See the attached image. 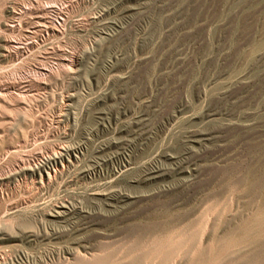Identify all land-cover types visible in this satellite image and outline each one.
<instances>
[{"label":"bare ground","instance_id":"bare-ground-1","mask_svg":"<svg viewBox=\"0 0 264 264\" xmlns=\"http://www.w3.org/2000/svg\"><path fill=\"white\" fill-rule=\"evenodd\" d=\"M43 1L26 0L10 8L0 2L8 16L0 25V63L17 67L31 57L34 48L62 35L68 25L75 34L82 32L94 37L95 45L86 52L89 59L96 52H103L112 60L108 59L104 89L91 105L97 115L84 123L74 111L76 94L70 87L80 77L83 57L74 51L60 52V42L46 49L47 54H62L55 60L56 65H37L23 75L24 81L11 83L12 87L20 88L18 94L8 87L0 89V106L1 101H14L18 105L21 99L37 98L40 90L46 91L52 84L62 85L60 92L56 90L60 98L58 115L48 125L53 139L31 149L30 154L24 155L21 147L26 146L27 137L39 136L35 129L28 130L35 126L34 118L30 119L33 116H24L25 130L20 137L9 140L5 127L7 123L11 125V117L0 110L4 113L0 117V204L4 203L0 205V264H224L236 259L244 263L246 258L257 256L254 249L264 244V168H246L245 174L239 176L240 171L229 166L233 153L217 151L200 159L188 141L200 142L203 135L187 136L175 155L166 154L165 158L136 167L131 182L123 178L92 180L91 172L127 159L128 151L150 135L153 130L150 120L163 109L164 103L153 96L152 80L142 82L136 75L142 63L140 21L135 24V35L124 33L111 46H105L101 41L111 38L102 33L113 26L101 16L68 22L74 6L85 0H63L64 3L54 0L52 4ZM130 1L115 0L117 4ZM132 1L139 4L142 0ZM88 25L93 29L89 30ZM31 26L25 33L23 27ZM131 46L138 47L136 53L141 59L136 62L127 56ZM44 57L45 61L48 56ZM105 119L113 121V126L100 127ZM253 119V115L246 116L245 125L254 126V122H249ZM84 135L90 136L87 137L90 146L86 159L82 160L79 155L82 145L74 138ZM201 163L221 167V180L208 179L200 169ZM86 179L92 180L84 192L86 199H75L73 196L78 194L73 193V188ZM157 179L168 184L156 185ZM196 184L199 187L193 193L177 195ZM17 188L27 193L26 200L39 193L55 199L48 211L54 226L46 222L44 228L35 229L25 220L14 226L16 203L9 202V198ZM133 188L137 190L130 192ZM136 203L142 204V214L131 211L132 215L128 210ZM90 233L93 238H100L99 243L89 241ZM30 244L40 246L44 254L16 252Z\"/></svg>","mask_w":264,"mask_h":264},{"label":"rangeland","instance_id":"rangeland-1","mask_svg":"<svg viewBox=\"0 0 264 264\" xmlns=\"http://www.w3.org/2000/svg\"><path fill=\"white\" fill-rule=\"evenodd\" d=\"M24 1L26 2V0H0L7 8ZM44 1L47 3V0ZM53 1L48 0V3L52 4ZM62 1L60 3H64ZM79 4H76L72 9L73 12L69 13L68 22L72 19H84L87 16L92 18L101 16L103 21L113 26L102 33L103 36L110 35L111 38L108 41H101L105 46H111L113 41L124 33L135 35V24L140 21L142 63L136 75L138 79L142 78V82L147 81L148 78L152 80L153 96L164 103L163 109L150 120L153 128L150 135L128 151L127 159L111 167H104L100 171L91 172L92 180L97 182L101 178H106L116 181L123 178L131 182L134 179L136 167L159 157L165 158L166 154L175 155L183 147L187 136L194 134L204 136V140L200 142L188 141L193 146L194 154L200 159L217 151L233 153L234 159L229 166L232 165L238 173L240 171L239 176L244 175L247 169L264 168V0H142L139 4L132 0L123 4H117L115 0H85ZM4 6L0 7V25L8 18ZM32 28V26L23 27V30L28 33ZM87 28L93 29L92 25H88ZM93 39L94 37L89 34L71 32L68 25L62 35L52 38L51 42L45 46L39 45L34 48L26 62L19 63L17 67L0 63V79L3 81L0 89L4 90L8 87L11 92L18 94L20 88L12 87L16 80L24 81L25 74L36 69L37 65L45 63L56 65L55 60L62 54L60 56L58 53L47 54L46 49L60 42L62 49L60 52L65 54L74 51L83 57L80 67L83 70L80 77L70 87L76 94L77 106L74 111L78 120L81 123L92 120L97 112L91 110V105L104 89L109 70L108 59L112 60L103 52H96L91 59L87 57V50H90L95 43ZM137 50L138 47L131 46L127 51V56L135 62L141 59ZM42 57L47 58L44 61ZM148 72L150 73L147 77ZM61 87L62 85L52 84L48 90H40L42 94L38 93L40 98L37 96L30 100L21 99L18 105L14 101H4L5 103L1 101L0 110L9 113L8 118L11 117L12 122L11 125L7 123L5 127L8 139L21 136L22 131L25 130L22 121L24 116L26 118L33 116L30 119L34 118L36 121L35 126L29 127L28 130L35 129L34 132H39L40 137L37 135V137H27L26 146L21 147L24 155H27V152L30 154L33 151L31 149L35 150L42 146L43 142L45 144L53 139L48 125L58 115L57 105L60 99L58 92L61 91ZM69 108L71 106L66 109ZM1 111L0 117L4 114ZM248 115L254 116L253 121L249 122H254L256 126L245 125L247 124L245 117ZM102 122L103 124L99 126L104 129L113 126L111 120L105 119ZM87 137L90 136L74 138L82 145V151L79 153L82 160L86 159L87 148L90 146L87 144L89 141ZM201 164L200 169H203L202 173H205L208 179L221 180L223 177L219 171L221 167L214 164ZM164 165L161 167H166ZM92 180H80V185L73 188V193L77 192L78 196L73 197L86 199L84 192ZM155 184L165 185L168 181L157 179ZM198 187V184L193 185L189 189L180 190L181 192H177V195L187 196ZM136 190L133 188L130 192ZM13 192L9 202L16 203L14 210L17 215L13 221L14 226H18L24 220L35 229L44 228L46 222L49 226H54V223L50 221L52 217L48 214L55 203L54 198L39 193L26 200L27 193L22 189L17 188ZM1 204L4 205V203ZM141 205L140 203L132 204L133 207L129 208L128 212L142 214ZM136 210L141 213H137ZM90 234L89 241L99 243L100 238H93L94 234ZM260 248L261 246H258L254 249L255 252H253L257 255L251 256L254 259L246 258L248 262L245 260L243 263L242 259H236L223 261V263L264 264V244L261 250ZM24 250L30 255L44 254V249L37 244L21 247L16 252ZM218 263L222 264V262Z\"/></svg>","mask_w":264,"mask_h":264}]
</instances>
